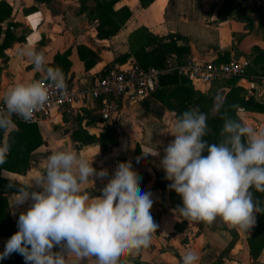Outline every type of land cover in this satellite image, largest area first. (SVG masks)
<instances>
[{"label": "crops", "instance_id": "1", "mask_svg": "<svg viewBox=\"0 0 264 264\" xmlns=\"http://www.w3.org/2000/svg\"><path fill=\"white\" fill-rule=\"evenodd\" d=\"M222 1L153 0L141 7L139 0H118L112 9L126 8L130 16L114 35L99 39L96 22L87 18L88 11L93 9V0H0L9 9L8 16L0 21V44H5L0 54V103L5 92L16 83L43 78L44 73L37 71L26 55H21L22 50L35 48L42 52L48 66L62 69L66 83L86 89L105 67L134 59L129 55L122 63L113 62L130 51L131 35L140 27L163 40L172 36L177 46L187 48L183 60L226 62L230 58L246 57L250 71L254 69L252 61L258 53L252 49L258 48L264 55V0H244L224 15L218 9ZM88 52L94 54V61L85 68L84 63L90 58ZM223 82L224 79H217L191 84L197 96L214 91ZM230 86L241 88L239 97L255 99L256 95L258 102L264 103V77H240L216 90L211 114L216 113L213 108L217 97L223 99ZM82 105L80 114L52 113L33 123L41 143L29 152L27 169L23 173L0 170V177L19 187L41 175L53 152L70 148L83 158L95 154L92 167L97 172L108 171L106 177H93L94 186L91 180L85 185L87 193L99 196L117 165L130 161L141 191L150 193L153 201L150 213L158 227L149 247L122 256L120 264H181V257L189 249L201 254L200 264H264V249L256 257L249 253L247 239L254 236V227L242 230L220 218L211 224L185 220L175 210L182 206L181 198L169 190L171 181L165 179L160 166L164 148L174 139L171 135L174 111L166 109L152 94L135 103L124 98L119 100L117 116L107 121L98 117L94 101L85 99ZM236 114L245 126L264 130V113L238 106ZM13 123L14 127L8 131L1 130L0 144L5 143L9 131L18 130L17 121ZM155 147L160 155H148ZM16 192L3 193L10 224L31 203L14 206ZM9 238L0 236L1 252ZM65 258L67 264H95V257L78 258L69 252Z\"/></svg>", "mask_w": 264, "mask_h": 264}, {"label": "clouds", "instance_id": "2", "mask_svg": "<svg viewBox=\"0 0 264 264\" xmlns=\"http://www.w3.org/2000/svg\"><path fill=\"white\" fill-rule=\"evenodd\" d=\"M21 55L44 75L20 81L5 92L0 108V129L5 131L14 127L13 115L28 121L50 101L53 89L67 90L64 72L48 66L42 52L28 48ZM222 107L223 99L217 97L213 111L220 113ZM207 119L198 107L177 115L174 139L164 148L160 166L171 181L169 190L182 201L175 210L185 220L211 224L220 218L248 231L256 214L264 213L253 194L264 193V130L223 113V139L209 144L203 139L209 132ZM9 151L7 142L0 144V165L7 162ZM148 155L160 153L155 147ZM93 156L83 158L70 148L57 150L41 175L18 187L13 205L31 203L19 214L18 230L6 241L0 260L18 253L25 264H67L70 252L78 258L95 257V264H120L122 256L150 246L158 227L150 213L153 201L150 193L141 191L131 162H120L101 195L92 196L85 185L91 180L94 186L93 177L108 176L106 169L97 172L92 167ZM201 260V254L189 249L181 264Z\"/></svg>", "mask_w": 264, "mask_h": 264}, {"label": "trees", "instance_id": "3", "mask_svg": "<svg viewBox=\"0 0 264 264\" xmlns=\"http://www.w3.org/2000/svg\"><path fill=\"white\" fill-rule=\"evenodd\" d=\"M37 1L46 2L48 0ZM117 1L118 0H93L94 6L93 9L88 11L87 18L89 21L96 22L95 30L97 38L105 39L111 37L130 16L126 8L112 9L113 4ZM152 1L153 0H139V3L141 7H146ZM243 2L244 0H223L218 8L219 13L222 15L229 13ZM3 8L6 9L2 10ZM0 10H2L1 12L4 11L0 16L1 21L4 17L8 16L9 9L1 3ZM4 46V43L0 44V54ZM252 50L258 52L252 61L254 69L247 71L245 77H249L250 75H260L264 77V69L262 67L264 55L258 48H253ZM186 52L187 48L177 46L172 36L163 40L152 35L145 30V28L140 27L131 35L130 51L116 57L113 62L122 63L131 55L135 63L143 69L148 67L160 69L164 66L167 54L174 53L175 57L180 62ZM88 53L90 54V58L84 63L85 68L91 66L94 61V54ZM108 68V66L105 67L102 74ZM238 78L240 77L224 79V82L219 83L220 85L217 86L214 91L211 90L207 94H198L195 96L192 84L187 78L178 75L175 71L164 72L158 76V87L152 92V96L161 102L166 109L174 111L176 116L191 108L198 107L199 110L206 113L208 117L207 124L209 132L203 139L207 140L209 144L218 143L223 139L221 135L223 125L221 114L226 113L228 117L239 121L236 114V108L238 106L242 107L244 110L264 113V103L256 101L253 96H249L246 99L239 97L238 92L241 91V88L238 86H230L223 97V107L220 109V113L211 114L213 96L216 90H218L219 87L225 86V83L231 85ZM16 121L18 123V130L9 131L6 135L5 142L10 145V151L7 162L0 165V170L23 173L28 167L29 152L41 143V139L33 123L22 120ZM1 130L2 129H0V132ZM11 185V183L0 177V236L6 237H11V235L18 230L17 220L19 215L16 216L12 224L9 223L10 219L7 213L6 200L3 195V193L7 191H18V186ZM253 194L254 198L264 206V193L253 190ZM253 227L254 236L248 238L247 241L250 255L256 257L259 252L264 249V213L256 214V223ZM0 264H24V262L20 254L12 253L6 259L0 260Z\"/></svg>", "mask_w": 264, "mask_h": 264}, {"label": "built area", "instance_id": "4", "mask_svg": "<svg viewBox=\"0 0 264 264\" xmlns=\"http://www.w3.org/2000/svg\"><path fill=\"white\" fill-rule=\"evenodd\" d=\"M249 65L250 62L246 57L230 58L226 62L191 59H182L179 62L175 56H167L162 68L143 69L135 63L134 59H127L120 65L109 67L86 89H80L70 83H66L67 90L64 93L53 89L54 94L50 101L37 110L33 117L26 122L38 123L52 113L58 115L80 114L85 99L96 103L95 110L102 121L111 120L119 112V100L124 98L129 103H135L149 97L158 87V76L161 73L175 71L192 83H208L217 79L245 77ZM40 79L42 78L35 80ZM2 107L4 105L0 103V108ZM12 120L25 121L15 115ZM113 162L117 163V160L113 159Z\"/></svg>", "mask_w": 264, "mask_h": 264}, {"label": "water", "instance_id": "5", "mask_svg": "<svg viewBox=\"0 0 264 264\" xmlns=\"http://www.w3.org/2000/svg\"><path fill=\"white\" fill-rule=\"evenodd\" d=\"M254 97H255V99H256L257 101H259V100L257 99L256 95H255Z\"/></svg>", "mask_w": 264, "mask_h": 264}]
</instances>
